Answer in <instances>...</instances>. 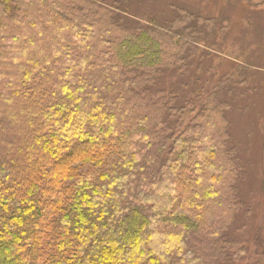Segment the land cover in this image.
I'll use <instances>...</instances> for the list:
<instances>
[{
  "label": "trees",
  "instance_id": "trees-1",
  "mask_svg": "<svg viewBox=\"0 0 264 264\" xmlns=\"http://www.w3.org/2000/svg\"><path fill=\"white\" fill-rule=\"evenodd\" d=\"M45 2L0 0V264H225L227 239L199 235L223 176L216 145L172 137L168 95L143 97L161 62L155 35L132 22V40L102 39L108 57L88 24L39 40L24 30ZM47 38L53 50L40 51ZM86 162L96 176L77 175Z\"/></svg>",
  "mask_w": 264,
  "mask_h": 264
},
{
  "label": "rangeland",
  "instance_id": "rangeland-1",
  "mask_svg": "<svg viewBox=\"0 0 264 264\" xmlns=\"http://www.w3.org/2000/svg\"><path fill=\"white\" fill-rule=\"evenodd\" d=\"M46 1L49 5L41 14L29 9L40 18L24 30L37 31L39 40L51 32L70 36L72 24H88L98 32V45L89 46L99 49L97 56L108 57L102 39L114 44L132 40V22L155 35L161 62L145 71L143 77L149 80L151 74V80L144 83L149 92L143 97L166 93L170 110L163 116L173 120L174 127L168 134L188 142L205 136L207 145H216L214 168L223 175L208 206L210 214L199 225L200 243L224 237L229 257L225 264H253L264 251V0H97L96 5L90 0ZM53 6L64 16L59 23L67 18L62 25L68 29L60 30L52 19L57 17L48 12ZM13 26L12 31L21 30ZM45 40L49 45L39 42V50H53L54 41ZM89 61L95 69L107 66L95 57ZM47 68H53L52 61ZM197 124L201 131L193 129ZM192 144L188 146L197 150ZM93 163H77V175L96 176ZM43 238L46 241L45 234Z\"/></svg>",
  "mask_w": 264,
  "mask_h": 264
}]
</instances>
